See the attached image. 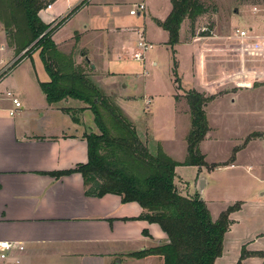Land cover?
Instances as JSON below:
<instances>
[{
	"label": "crops",
	"instance_id": "obj_1",
	"mask_svg": "<svg viewBox=\"0 0 264 264\" xmlns=\"http://www.w3.org/2000/svg\"><path fill=\"white\" fill-rule=\"evenodd\" d=\"M45 1L39 17L44 23L52 24L67 17L84 0ZM238 1L248 13L245 22L249 24L250 32L244 30L248 32L247 37H240L236 32L233 35L228 34L223 30L210 36L195 38L203 40V67L207 73L204 77L209 79L204 85L201 77L198 80L202 83L201 87L195 85L196 87L187 90L181 86V90H176V111L180 115H186L189 122L184 135L185 141L191 130V114L188 104H183L184 99L181 97L190 90L213 98L205 106L207 116L209 104L231 96L232 104L239 102L243 111L240 118L258 116V119L264 121V0ZM125 2L126 0H87L53 35L59 49H68L66 53L72 54L75 62L83 65L84 60L91 67L89 70L88 66L83 65L93 82L94 79L100 80L103 77H127L128 72L121 63L133 61L132 51L139 41V33L142 32L145 36L141 29L128 26L121 15V7ZM137 4L144 3L132 4L130 11ZM0 5H4L2 1ZM255 5H258V11H254ZM233 6L230 11H226L229 22L241 12L240 6L236 3ZM168 9L162 19L153 17L157 25L169 16L172 5ZM235 9L239 12L235 13ZM212 14L220 21V7L216 6ZM101 20L106 22L102 23ZM188 22L186 20L182 24L181 37ZM217 24L219 29V22ZM134 33L138 36L136 41ZM93 38L99 39L98 44L102 48L91 47ZM8 39L9 32L5 29L3 16L0 14V72L7 70L20 58V55L16 56L15 49L8 45ZM183 42L193 43L187 39ZM91 51L95 55L94 59ZM98 51L101 53L98 54ZM116 52L118 56L114 62ZM84 53L86 55L83 57ZM36 56L42 63L39 52L24 57L22 61H35ZM87 58L89 62L86 61ZM21 62L0 81V92L11 91L23 104V108L16 115L10 116L9 110L13 107L11 101L0 98V241H15L23 247L13 253L22 264H164L160 256L133 257L135 253L168 243V236L157 223L138 218L144 213L138 202L124 203L116 194L101 197L89 195L80 173L55 175L74 170L79 164L88 162L86 136L97 133L94 114L80 101L68 100L49 104L41 88L42 82L49 81L44 63L42 77L35 68L24 76L23 81L21 78L15 79L17 71L23 65ZM248 62H253L252 68H247ZM152 64L158 63L153 60ZM122 84L123 89L128 88V85ZM112 93L117 95L115 91ZM122 94L120 92L116 96L120 107L123 101L134 98ZM176 97L180 98L179 101ZM249 104L252 106L246 108ZM68 109L74 112L71 113ZM133 123L143 141L142 136L146 131L139 130L137 124L134 121ZM211 132L212 129L201 143L211 138ZM253 133L263 135L253 137L237 152L245 151L253 142L264 141V126L261 129L248 130L244 138ZM236 159L237 155L233 162L227 160L214 165L234 168L238 163ZM195 181H201L199 175ZM207 188L206 182L202 195L197 194L202 197ZM263 194L264 192L261 193L262 196ZM233 214L235 213L230 215L232 225L224 240V253L215 264L221 261L219 264L237 263V258H224L232 241L233 229L238 223ZM243 241L247 240L240 241L238 248ZM249 245L250 243H243L242 248L245 247L248 252H263L251 250L247 247ZM253 259L254 257L246 258L243 264H248Z\"/></svg>",
	"mask_w": 264,
	"mask_h": 264
},
{
	"label": "trees",
	"instance_id": "obj_2",
	"mask_svg": "<svg viewBox=\"0 0 264 264\" xmlns=\"http://www.w3.org/2000/svg\"><path fill=\"white\" fill-rule=\"evenodd\" d=\"M0 1L4 5L8 4L3 12L4 5H0V14H3L4 27L9 32V38L16 36V40L12 39L14 42L11 46L20 54L28 49L12 63L8 73L24 57L30 56L31 52H39L49 76L48 82L41 83L49 104L68 100L84 103L94 114L95 124L100 132L86 136L89 149L87 163L55 175L80 173L87 187V194L95 197L116 194L124 203L138 202L141 205L144 213L138 218L157 223L168 236V243L135 253L133 257L160 256L164 264H215L224 253V240L232 225L230 215L241 209V202L228 207L214 220L206 201L200 195L184 197L178 193L174 181L179 163L165 154L160 146L156 153L152 152L140 138L132 119L90 79L86 68L75 62L72 54L66 55L59 51L53 40V34L58 28L48 31L50 24L44 23L39 17L46 1ZM86 1L75 6L58 27ZM171 2V13L163 22H158V25L169 33V44L174 47L180 43L183 22L189 20L194 26L198 17L209 12L210 8L203 0ZM12 27L16 30L11 31ZM177 67L175 61V70ZM175 77L177 89L181 90V79L176 71ZM185 95L191 112V130L186 140L188 154L183 165L209 167L214 170L218 166L207 164L206 155L200 147L211 130L205 106L213 98L195 90L187 91ZM176 99L179 101L180 98ZM68 111L74 112L72 109ZM233 161L234 159L231 162ZM241 251V257L236 264H243L249 257L264 255L258 251L248 252L245 247Z\"/></svg>",
	"mask_w": 264,
	"mask_h": 264
},
{
	"label": "rangeland",
	"instance_id": "obj_3",
	"mask_svg": "<svg viewBox=\"0 0 264 264\" xmlns=\"http://www.w3.org/2000/svg\"><path fill=\"white\" fill-rule=\"evenodd\" d=\"M203 2L210 8V11L200 16L194 26L190 21L186 23L182 37L180 36L181 42L172 47L169 44V33L165 29L160 28L153 20V17L162 19L168 12V7L172 5L171 0H126L125 5L121 7V15L129 24L128 26L141 29L145 34V41L152 44L153 47L146 52L143 63L133 59V61L121 63L128 72L127 77L123 75L103 77L100 80L94 79V82L106 96L113 99L116 103V96L120 92L125 96H134L130 101H123L120 108L137 124L139 130L143 129V131H146V134L142 136L143 142L152 152L156 153L157 147L160 146L165 154H168L174 161L179 163L180 166L176 168V179L174 181L178 193L184 197L198 195L200 182L195 181V179L199 175L201 181L207 182L208 188L202 198L205 199L214 220L220 217L222 211L237 204V202H241V210L233 214V218L238 223L233 229L232 241L227 248L228 253L224 257L228 259L237 258L238 262L243 243L244 245L250 243L247 247L251 250L257 249L264 252V194L263 196L261 195L264 192V141L253 142L245 151L237 152L242 146L245 147L246 143L253 137L263 135L262 133H253L249 137L244 138L245 132H248V130L261 129L264 126V121L263 119H258V116H250L249 118L243 116L244 120L240 118V114L243 111L240 109L239 102L235 105L232 104L233 98H230L231 96H226L222 100L217 99V101L209 104L207 108L209 126L212 129L211 138L201 143L200 147L202 152L206 154V161L209 166L227 160L231 162L237 155V167L219 165L220 169H218L219 166L217 165L218 168L211 170L209 167L200 169L196 166L183 165L188 154L184 135L188 130L189 122L186 115H180L176 111L175 94L178 89L176 88L177 77H175V71L181 79L183 89L189 90L196 87L195 85L201 87L202 83L205 85L209 78L204 77L207 73L203 67L205 61V56L202 52L203 42H201L203 40H196L195 38L210 36L217 31L222 32L223 30L232 35L237 29L250 32V26L245 22V17L248 13L238 0H203ZM134 3L146 4L147 10L145 13L141 14V16H131L129 11ZM234 3L240 6L241 12L229 22L226 11H230L234 7ZM5 5L8 6V4ZM5 5L2 7V12L6 10ZM215 6L220 7V21L211 11ZM9 8L7 7V9ZM117 10L120 12L119 8ZM62 20L50 24L48 31L59 29L58 26ZM103 20H101L102 23L106 22ZM218 22L220 24L219 29L217 28ZM10 29L11 31L16 30L14 27ZM137 38V34L134 33V41ZM12 39L16 40V36L8 39V45L15 49L14 46H11L12 42H14ZM185 39L193 43L183 42ZM98 40L93 38V43H90L91 47L102 48L98 44ZM27 50L23 54L15 50L16 56L20 55L21 57ZM67 50L59 49L60 52L71 55L66 53ZM34 53L36 51L31 52L30 55ZM90 53L94 59L95 55L92 51ZM100 53L98 51V54ZM117 53L114 54V62L117 61ZM85 55L84 53L83 57ZM79 60L82 62L81 57ZM153 60H156L158 64L153 65ZM175 61L178 64L176 70ZM22 63L23 65L17 71L15 79L21 78L25 81L27 73L35 68V71L38 70L39 76L42 77L44 75L43 63L40 62L39 57L36 56L35 61L25 59ZM250 63H247V68H252L253 62ZM82 64L88 66L89 70H91V67L84 60ZM112 67L119 68V66ZM211 70L214 72L213 68ZM240 70L242 71L243 68L241 67ZM1 72H5L6 76L9 70ZM201 77L203 78L201 79ZM200 79L202 83L198 81ZM122 83L128 85V88L123 89ZM218 87L217 85L216 89ZM113 91L117 95H113ZM181 98L184 99L183 104H187L186 96L182 95ZM149 99L151 101L147 104ZM252 104H249V107L247 105L246 108H250ZM144 128L148 130H144ZM96 130L97 133H100L98 127ZM145 136L146 138H144ZM242 240L247 241H243L238 248V243ZM221 262H217V264ZM248 264H264V255H257Z\"/></svg>",
	"mask_w": 264,
	"mask_h": 264
},
{
	"label": "built area",
	"instance_id": "obj_4",
	"mask_svg": "<svg viewBox=\"0 0 264 264\" xmlns=\"http://www.w3.org/2000/svg\"><path fill=\"white\" fill-rule=\"evenodd\" d=\"M146 5L144 4H137L133 6V9L130 11L131 15H141L145 13L146 11ZM254 11H258V5L254 6ZM140 38L139 41L136 43L135 49L132 51V59L134 61L143 63L145 60L146 52L153 47L152 44L148 43L144 39L143 33H139ZM236 35H239L240 37H247L248 32L244 30H236ZM264 37V32H263ZM3 72H0V81L5 77V75H2ZM4 97L6 99H9L12 103V108L9 110V115L14 116L16 113H18L22 108L23 104L11 91H7L6 93L0 92V98ZM149 100L148 102H150ZM23 249L22 246L19 245L18 242L15 241H0V264H22V261L15 256L13 253L15 250Z\"/></svg>",
	"mask_w": 264,
	"mask_h": 264
},
{
	"label": "water",
	"instance_id": "obj_5",
	"mask_svg": "<svg viewBox=\"0 0 264 264\" xmlns=\"http://www.w3.org/2000/svg\"><path fill=\"white\" fill-rule=\"evenodd\" d=\"M238 12H239L238 9H235V13H238ZM86 61L89 62L88 58L86 59ZM205 186H206V181H204V180L200 181V187H199V194L200 195H202V193L205 189ZM201 199H203V198L201 197Z\"/></svg>",
	"mask_w": 264,
	"mask_h": 264
}]
</instances>
